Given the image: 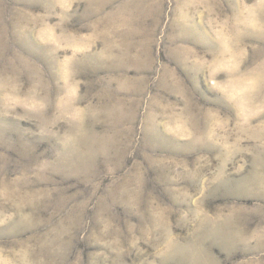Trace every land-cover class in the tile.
Listing matches in <instances>:
<instances>
[{"label":"rangeland","instance_id":"obj_1","mask_svg":"<svg viewBox=\"0 0 264 264\" xmlns=\"http://www.w3.org/2000/svg\"><path fill=\"white\" fill-rule=\"evenodd\" d=\"M0 264H264V0H0Z\"/></svg>","mask_w":264,"mask_h":264}]
</instances>
